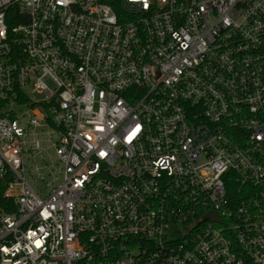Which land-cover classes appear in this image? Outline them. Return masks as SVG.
Segmentation results:
<instances>
[{
    "label": "built area",
    "instance_id": "2783aa9c",
    "mask_svg": "<svg viewBox=\"0 0 264 264\" xmlns=\"http://www.w3.org/2000/svg\"><path fill=\"white\" fill-rule=\"evenodd\" d=\"M0 264H264V0H0Z\"/></svg>",
    "mask_w": 264,
    "mask_h": 264
},
{
    "label": "rangeland",
    "instance_id": "374dc122",
    "mask_svg": "<svg viewBox=\"0 0 264 264\" xmlns=\"http://www.w3.org/2000/svg\"><path fill=\"white\" fill-rule=\"evenodd\" d=\"M40 98H37V100H39ZM52 159L53 160H56V155L54 154V152H52ZM32 183V185L34 186V187H36V183H34L33 181L31 182Z\"/></svg>",
    "mask_w": 264,
    "mask_h": 264
}]
</instances>
